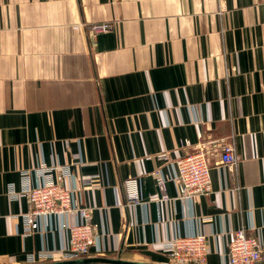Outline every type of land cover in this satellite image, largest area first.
Instances as JSON below:
<instances>
[{
	"label": "crops",
	"instance_id": "crops-1",
	"mask_svg": "<svg viewBox=\"0 0 264 264\" xmlns=\"http://www.w3.org/2000/svg\"><path fill=\"white\" fill-rule=\"evenodd\" d=\"M231 139L239 162L211 154L207 194L159 200L152 173L173 168L157 155ZM42 163L68 166L49 173L70 188L94 177L76 196L99 232L77 259L172 264L161 241L202 233L207 264H226L234 233L264 224V0H0V264L77 260L60 216L24 233ZM129 177L141 205L126 204Z\"/></svg>",
	"mask_w": 264,
	"mask_h": 264
},
{
	"label": "built area",
	"instance_id": "built-area-1",
	"mask_svg": "<svg viewBox=\"0 0 264 264\" xmlns=\"http://www.w3.org/2000/svg\"><path fill=\"white\" fill-rule=\"evenodd\" d=\"M109 28L107 24L94 25L91 28L93 35ZM191 146L190 141L183 143ZM208 146L203 142L196 145L194 151L186 152L175 159L168 158V152L160 153L157 157L168 159V166L173 168L171 175L157 169L152 176L159 189V200L190 199L197 195L207 194L211 187V154L219 157L221 165L227 169H234L239 157L236 153L234 141H218ZM54 169L60 170L63 177H69L68 166L61 169L50 167L45 164L36 169L38 175L44 177L42 182L36 185H27L24 194L29 203V210L23 214V228L26 235L42 230V221L49 216H60L61 227L65 230L67 242L64 256L66 259H77L87 254L96 242L99 226L92 222L89 207L81 204L76 196L86 184H90L94 177L87 176L77 188H70L60 181L52 178L49 172ZM29 170H24L27 177ZM49 173V174H48ZM176 183L178 194L171 197L167 191L168 181ZM124 189L127 205H141L146 201L140 192L139 179L129 177L124 181ZM75 214L77 220L70 224L67 217ZM261 237L250 235L246 228H240L234 233L226 253V264H264V224L260 228ZM161 249L165 252L172 264H207L211 252L207 236L202 233L189 235H177L172 239L161 241ZM100 264V263H89Z\"/></svg>",
	"mask_w": 264,
	"mask_h": 264
},
{
	"label": "water",
	"instance_id": "water-1",
	"mask_svg": "<svg viewBox=\"0 0 264 264\" xmlns=\"http://www.w3.org/2000/svg\"><path fill=\"white\" fill-rule=\"evenodd\" d=\"M93 260H88V259H77V260H73L70 262V264H87V263H92Z\"/></svg>",
	"mask_w": 264,
	"mask_h": 264
},
{
	"label": "trees",
	"instance_id": "trees-1",
	"mask_svg": "<svg viewBox=\"0 0 264 264\" xmlns=\"http://www.w3.org/2000/svg\"><path fill=\"white\" fill-rule=\"evenodd\" d=\"M87 264H89V263H87Z\"/></svg>",
	"mask_w": 264,
	"mask_h": 264
}]
</instances>
